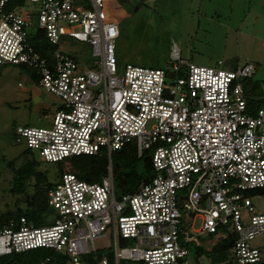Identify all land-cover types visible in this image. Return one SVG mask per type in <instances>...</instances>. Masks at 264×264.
Wrapping results in <instances>:
<instances>
[{
  "label": "built area",
  "instance_id": "built-area-1",
  "mask_svg": "<svg viewBox=\"0 0 264 264\" xmlns=\"http://www.w3.org/2000/svg\"><path fill=\"white\" fill-rule=\"evenodd\" d=\"M108 3L0 0V68L32 70L62 102L50 127L19 126L16 142L46 163L101 152L111 162L135 142L139 156L152 153L155 176L117 199L111 164L100 183L64 173L48 193L50 224L0 212V256L45 248L70 264H190V246L209 250L233 235L229 263L264 264V243L252 245L264 242V213L246 195L264 189V108L251 112L244 89L255 65L207 67L178 53L168 69L123 65ZM38 32L56 47L50 59L32 44ZM62 38L91 48L89 68L63 51ZM108 234L114 263L90 261Z\"/></svg>",
  "mask_w": 264,
  "mask_h": 264
},
{
  "label": "rangeland",
  "instance_id": "rangeland-1",
  "mask_svg": "<svg viewBox=\"0 0 264 264\" xmlns=\"http://www.w3.org/2000/svg\"><path fill=\"white\" fill-rule=\"evenodd\" d=\"M106 11L109 20L119 25L117 57L123 65L168 69L175 53L185 63L207 67L217 66L218 61H223L226 69L253 64L256 71L249 88L251 100L264 108V0H109ZM61 41L70 44L63 46V51L74 57L81 69L91 66L87 44L67 38ZM61 103L39 85L32 70L13 65L0 68V212L26 207L22 195L10 191L16 171L30 161L23 155L26 146L16 142L17 127H50ZM33 154L40 164L38 171L45 176L43 185L55 186L62 170H73L70 162L46 163ZM10 163L14 169L9 168ZM25 192H35V178L25 182ZM246 195L255 213H264V191L251 190ZM54 213L48 208L40 225L50 224ZM262 243L256 239L252 245ZM96 246L104 256L113 254L110 234L97 240ZM189 261L194 264L192 258ZM202 264L210 263L204 258Z\"/></svg>",
  "mask_w": 264,
  "mask_h": 264
},
{
  "label": "trees",
  "instance_id": "trees-1",
  "mask_svg": "<svg viewBox=\"0 0 264 264\" xmlns=\"http://www.w3.org/2000/svg\"><path fill=\"white\" fill-rule=\"evenodd\" d=\"M32 44L38 52L49 59L51 53L56 49L55 46L51 45L44 38L42 32H38V36L32 39ZM253 77L245 80L247 82L244 81V89L251 112L262 108V103L251 100L249 88L253 85ZM23 155L30 158V161L16 171L15 181L10 191L13 195H22L21 202L26 207L21 208L17 206L15 210L1 212V214L4 221L25 217L29 222L39 226L42 224L44 216L48 213V193L53 185L47 184V182L43 185L45 176L42 172L38 171L40 164L35 160L34 154L26 150ZM62 162H70L69 166L73 169L71 173L89 183H100L108 175L111 164L117 199L135 193L142 183L152 181L155 176L152 153L147 151L142 156H139L135 142L128 143L122 149L114 152L111 162L106 152H101L98 155L71 157L59 163ZM9 168L14 169V164L10 163ZM63 174L64 170H62ZM32 178H35V192L26 194L25 182ZM253 191H264V189ZM235 238V236L230 235L209 250L192 245L190 246V258L193 259L194 264H202L204 258L208 259L210 264H231L229 263V259ZM103 256L102 253L98 252L96 255L91 254L89 260L93 261L94 257L102 258ZM47 258L49 259V264H70L67 255L45 248L2 255L0 256V264H41ZM108 258L111 263H114L113 254H110Z\"/></svg>",
  "mask_w": 264,
  "mask_h": 264
}]
</instances>
